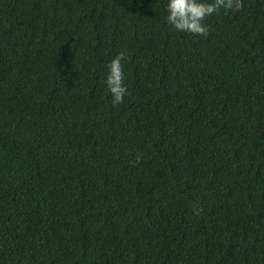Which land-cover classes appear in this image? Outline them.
<instances>
[{"label": "trees", "instance_id": "trees-1", "mask_svg": "<svg viewBox=\"0 0 264 264\" xmlns=\"http://www.w3.org/2000/svg\"><path fill=\"white\" fill-rule=\"evenodd\" d=\"M167 4L0 0V264H264V0Z\"/></svg>", "mask_w": 264, "mask_h": 264}, {"label": "clouds", "instance_id": "clouds-1", "mask_svg": "<svg viewBox=\"0 0 264 264\" xmlns=\"http://www.w3.org/2000/svg\"><path fill=\"white\" fill-rule=\"evenodd\" d=\"M243 7V0H168L166 20L178 32L206 38L210 35V25L206 23L209 17L221 11L239 12ZM130 60V56L120 52L107 65L105 84L113 107L122 104L128 94L124 68ZM142 158V154H137L130 163L135 166ZM202 211L201 207H194V215L199 216Z\"/></svg>", "mask_w": 264, "mask_h": 264}]
</instances>
